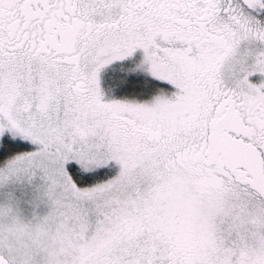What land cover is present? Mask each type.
Returning a JSON list of instances; mask_svg holds the SVG:
<instances>
[{
  "label": "snow or ice",
  "instance_id": "6c2138e0",
  "mask_svg": "<svg viewBox=\"0 0 264 264\" xmlns=\"http://www.w3.org/2000/svg\"><path fill=\"white\" fill-rule=\"evenodd\" d=\"M0 264H264V0H0Z\"/></svg>",
  "mask_w": 264,
  "mask_h": 264
}]
</instances>
